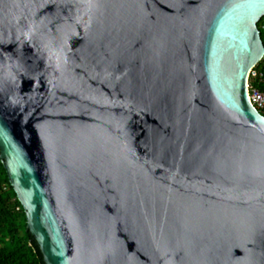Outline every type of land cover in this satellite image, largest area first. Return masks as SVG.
Listing matches in <instances>:
<instances>
[{
  "label": "water",
  "instance_id": "1",
  "mask_svg": "<svg viewBox=\"0 0 264 264\" xmlns=\"http://www.w3.org/2000/svg\"><path fill=\"white\" fill-rule=\"evenodd\" d=\"M264 0H0V161L44 264H264Z\"/></svg>",
  "mask_w": 264,
  "mask_h": 264
},
{
  "label": "trees",
  "instance_id": "2",
  "mask_svg": "<svg viewBox=\"0 0 264 264\" xmlns=\"http://www.w3.org/2000/svg\"><path fill=\"white\" fill-rule=\"evenodd\" d=\"M264 45V18L258 23ZM264 68V57L261 60ZM254 86L264 94V78ZM0 264H44L27 230L26 217L0 161Z\"/></svg>",
  "mask_w": 264,
  "mask_h": 264
},
{
  "label": "built area",
  "instance_id": "3",
  "mask_svg": "<svg viewBox=\"0 0 264 264\" xmlns=\"http://www.w3.org/2000/svg\"><path fill=\"white\" fill-rule=\"evenodd\" d=\"M260 63L261 61L248 71L246 89L250 104L264 116V94L254 86L256 82H261L264 78V68Z\"/></svg>",
  "mask_w": 264,
  "mask_h": 264
}]
</instances>
